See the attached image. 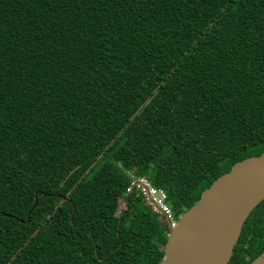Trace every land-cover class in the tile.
<instances>
[{
	"label": "trees",
	"instance_id": "1",
	"mask_svg": "<svg viewBox=\"0 0 264 264\" xmlns=\"http://www.w3.org/2000/svg\"><path fill=\"white\" fill-rule=\"evenodd\" d=\"M262 151L264 0H0V264H160L128 172L179 215ZM250 213L227 264L264 249Z\"/></svg>",
	"mask_w": 264,
	"mask_h": 264
},
{
	"label": "water",
	"instance_id": "2",
	"mask_svg": "<svg viewBox=\"0 0 264 264\" xmlns=\"http://www.w3.org/2000/svg\"><path fill=\"white\" fill-rule=\"evenodd\" d=\"M263 199L264 151L235 161L201 191L169 229L160 264H227L242 225ZM248 264H264V249Z\"/></svg>",
	"mask_w": 264,
	"mask_h": 264
},
{
	"label": "built area",
	"instance_id": "3",
	"mask_svg": "<svg viewBox=\"0 0 264 264\" xmlns=\"http://www.w3.org/2000/svg\"><path fill=\"white\" fill-rule=\"evenodd\" d=\"M130 176L127 192L137 190L143 196L145 202L151 206V209L160 214L169 229L177 225L178 218L181 214H174L172 208L167 202L166 191L159 186L154 185L146 176H136L132 172H128Z\"/></svg>",
	"mask_w": 264,
	"mask_h": 264
},
{
	"label": "bare ground",
	"instance_id": "4",
	"mask_svg": "<svg viewBox=\"0 0 264 264\" xmlns=\"http://www.w3.org/2000/svg\"><path fill=\"white\" fill-rule=\"evenodd\" d=\"M251 214V213H250ZM248 217V216H247ZM249 217H250V215H249ZM247 219V218H246ZM241 233V232H240ZM234 249V248H233Z\"/></svg>",
	"mask_w": 264,
	"mask_h": 264
},
{
	"label": "rangeland",
	"instance_id": "5",
	"mask_svg": "<svg viewBox=\"0 0 264 264\" xmlns=\"http://www.w3.org/2000/svg\"><path fill=\"white\" fill-rule=\"evenodd\" d=\"M122 205V203H120V206Z\"/></svg>",
	"mask_w": 264,
	"mask_h": 264
},
{
	"label": "clouds",
	"instance_id": "6",
	"mask_svg": "<svg viewBox=\"0 0 264 264\" xmlns=\"http://www.w3.org/2000/svg\"><path fill=\"white\" fill-rule=\"evenodd\" d=\"M181 216V215H180Z\"/></svg>",
	"mask_w": 264,
	"mask_h": 264
}]
</instances>
